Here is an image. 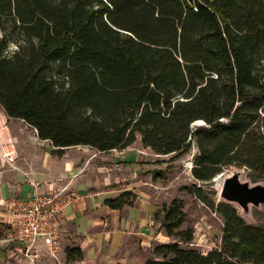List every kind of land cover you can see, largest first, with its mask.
I'll return each mask as SVG.
<instances>
[{"label": "trees", "instance_id": "trees-1", "mask_svg": "<svg viewBox=\"0 0 264 264\" xmlns=\"http://www.w3.org/2000/svg\"><path fill=\"white\" fill-rule=\"evenodd\" d=\"M0 108L58 157L124 150L139 137L172 160L194 148L200 185L231 167L264 182V0H0ZM184 190L222 220L220 246L190 247L174 198L155 215L171 242L144 264H264V222L246 223L200 186ZM134 200L123 192L104 204Z\"/></svg>", "mask_w": 264, "mask_h": 264}, {"label": "crops", "instance_id": "crops-1", "mask_svg": "<svg viewBox=\"0 0 264 264\" xmlns=\"http://www.w3.org/2000/svg\"><path fill=\"white\" fill-rule=\"evenodd\" d=\"M0 138L5 142L0 147L16 157L15 170L0 158V264H29L14 238L15 216L9 207L11 199L32 195L29 181L39 184L42 193L59 191L64 197H76L61 216L55 261L39 242L34 251L36 264H144L153 245L171 242L155 219L162 205L155 197L154 184L135 181L140 175L136 169L141 157L139 137L124 150L100 153L78 146L58 157L35 130L3 113ZM123 192L135 196L131 207L112 210L104 204ZM67 249H78L82 258L67 263Z\"/></svg>", "mask_w": 264, "mask_h": 264}, {"label": "rangeland", "instance_id": "rangeland-1", "mask_svg": "<svg viewBox=\"0 0 264 264\" xmlns=\"http://www.w3.org/2000/svg\"><path fill=\"white\" fill-rule=\"evenodd\" d=\"M2 116L3 111L0 108V118ZM4 143L3 139L0 138V146L4 145ZM138 147V153H140L141 157L136 169H139L140 175L136 177L135 181L138 184H148V186L150 183H153L155 197L158 198L160 205H168L174 198L181 201L183 212L185 213V221L181 228H192L194 232V239L192 244H190L191 248L202 253L218 248L220 246L222 220L192 195L188 194L184 188L192 187V185L200 186L209 194V198L218 202L220 199L217 181L219 178L223 177L224 179L229 176L235 168L224 169L210 183L200 185L193 180L190 174L192 157L196 152L194 148L187 155L177 160H172V156L155 155L150 150L144 149L141 144ZM154 173H159L161 175L160 178L156 180L152 179ZM241 181L250 182L247 177V171L244 169H241ZM237 210L239 215H241L240 209L237 208ZM242 217L248 224L263 223L264 206H260L259 208L252 207L250 208L249 216ZM49 257L55 261V258ZM149 257H151L150 253Z\"/></svg>", "mask_w": 264, "mask_h": 264}, {"label": "built area", "instance_id": "built-area-1", "mask_svg": "<svg viewBox=\"0 0 264 264\" xmlns=\"http://www.w3.org/2000/svg\"><path fill=\"white\" fill-rule=\"evenodd\" d=\"M0 158L15 170L16 157L12 151L0 147ZM32 195L28 199H11L9 207L14 211L12 227L14 238L22 245L21 253L29 264H36L35 248L39 242L48 255L55 257L60 251V220L66 205L74 204L76 197H64L59 191L42 193L40 185L29 181Z\"/></svg>", "mask_w": 264, "mask_h": 264}, {"label": "water", "instance_id": "water-1", "mask_svg": "<svg viewBox=\"0 0 264 264\" xmlns=\"http://www.w3.org/2000/svg\"><path fill=\"white\" fill-rule=\"evenodd\" d=\"M219 199L239 208L243 219L242 216H249L250 208L264 206V183L241 181V169L235 168L229 176L223 179Z\"/></svg>", "mask_w": 264, "mask_h": 264}, {"label": "bare ground", "instance_id": "bare-ground-1", "mask_svg": "<svg viewBox=\"0 0 264 264\" xmlns=\"http://www.w3.org/2000/svg\"><path fill=\"white\" fill-rule=\"evenodd\" d=\"M223 184V177L222 178H219L218 181H217V188L220 190L221 186Z\"/></svg>", "mask_w": 264, "mask_h": 264}]
</instances>
